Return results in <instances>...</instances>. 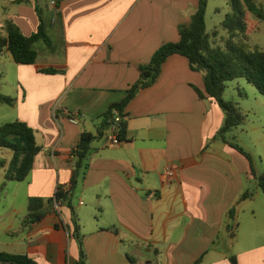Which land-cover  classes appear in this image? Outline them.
<instances>
[{"label": "crops", "instance_id": "obj_1", "mask_svg": "<svg viewBox=\"0 0 264 264\" xmlns=\"http://www.w3.org/2000/svg\"><path fill=\"white\" fill-rule=\"evenodd\" d=\"M56 2L61 18L49 22L47 33L63 44L61 52L54 46L48 49L53 59L39 55L33 65L0 60V94L16 99L14 106L0 103V125L13 122L7 120L15 114L35 131L41 147L32 172L21 182L27 198L47 200L59 186L68 190L75 166L71 153L82 133L103 134L92 145L85 180L73 192L88 264H132L130 257L136 264H194L203 254L202 264H231V256L238 264L258 258L264 264V244L237 254L218 247L228 225L234 227L247 210L251 227L260 222L264 230L254 204L260 193L239 201L250 183L257 184L252 164L215 140L224 112L215 100L198 97L192 86L203 90V76L190 69L186 58L174 55L163 64L154 85L140 91L125 110L127 141L107 145L111 133L110 127L104 129L103 115L127 97L140 79V66L149 64L162 45L179 41V27L189 25L198 0H179L176 16L167 12L166 0ZM187 3L194 11L183 17ZM53 11L52 6L42 13L50 20ZM6 21L26 36L40 24L36 8L0 0V33ZM49 67L64 73L40 72ZM6 153L0 148V159L10 162L13 154ZM254 162L255 173L262 174ZM169 167L172 179L165 175ZM5 171L0 169V182ZM233 207L231 221L227 213ZM9 212L5 221L8 214L0 209V251L28 255L38 264L79 260L65 203H55L24 232V217L17 224L12 214L18 211Z\"/></svg>", "mask_w": 264, "mask_h": 264}, {"label": "trees", "instance_id": "obj_2", "mask_svg": "<svg viewBox=\"0 0 264 264\" xmlns=\"http://www.w3.org/2000/svg\"><path fill=\"white\" fill-rule=\"evenodd\" d=\"M28 0H16L17 4H23ZM208 0H198V8L191 16L187 26L179 27L180 39L175 43L164 44L153 55L147 65L139 67L140 79L128 91L127 97L120 103L114 104L103 115L104 129L112 127L117 116L121 118L118 131V139L121 143L127 141L128 126L125 120V110L136 95L157 81L161 74L163 64L174 55H180L189 62L193 72L202 74L204 89L201 90L192 86L201 100L213 99L222 109L225 120L222 128L215 136V140H221L244 155L252 164V172L261 191L264 194V173L257 174L253 169V160L241 146L233 142L229 134L234 129L243 125L246 115L243 114L238 104L228 102L224 99V94L228 83L238 79H245L253 85L264 97V50L259 48L250 49L246 47L249 41L250 24L247 14L251 13L256 19L264 23V6L255 0H243L247 11H244L240 0H231L233 14L226 17L222 27L228 31L230 37L225 48H214L210 44V34L206 28V8ZM54 8L51 23L55 24L61 18V6L58 2ZM36 11L40 24L36 33L31 36L24 35L18 26L12 21H6L3 26V33H0V60L10 57L18 65H33L37 62L39 53L36 44L43 42L50 51L54 50V45L50 39L44 21L42 10L37 6ZM217 35V32L214 33ZM240 42L236 45L234 41ZM46 75H56L64 73L61 70L49 67L40 71ZM0 103L14 106L16 99L1 95ZM103 137V134L96 136L89 132H83L78 146L72 151L75 166L70 182V187L65 190L59 186L54 198L41 199L30 198L28 213L22 222V232L30 226L39 223L53 210L55 203H65L71 211L72 216V237L78 244L79 260L75 264H88L86 252L83 248V234L79 224L78 215L73 203V192L82 183L90 168V155L93 143ZM0 148L10 150L13 154L10 162L0 159V169H6L5 181L2 187L8 182L21 183L25 181L33 170L34 162L41 151V147L36 142L35 131L25 122L15 121L0 125ZM3 189V188H2ZM255 192L247 190L239 201L252 199ZM236 208L233 207L227 217L234 220ZM58 227V226H56ZM228 229L233 232V226L228 225ZM232 238L235 234L232 233ZM205 254L198 258L194 264H202ZM132 264L136 262L130 257ZM231 264H238L237 258H229ZM0 264H38L34 259L24 254H14L0 251Z\"/></svg>", "mask_w": 264, "mask_h": 264}, {"label": "rangeland", "instance_id": "obj_3", "mask_svg": "<svg viewBox=\"0 0 264 264\" xmlns=\"http://www.w3.org/2000/svg\"><path fill=\"white\" fill-rule=\"evenodd\" d=\"M178 1L179 0H166L168 8L167 12L169 14L176 16V11L179 6ZM255 1L258 4H263L264 6V0ZM52 2H56V0H33V3L29 0L22 5L32 6L34 8L38 6L41 10H43L45 15L48 8L53 6V4L51 5ZM183 3L184 0H181V4ZM240 3L243 5L244 11H247L243 0H240ZM187 4L189 8L188 10L182 11L183 17L194 11V7H192L190 3ZM16 7L17 5H13L12 9ZM232 14L233 10L231 0H208L205 19L207 33L210 34V44L212 47L225 48L230 35L228 31L222 27V23L225 21L227 16ZM181 15L182 14H180V16ZM43 17L46 24L49 25L52 17H50V20L47 16ZM247 19L249 21L251 31L249 41L245 46L250 47V49L259 48L264 50V23L259 19H256L251 13L247 14ZM215 32H217V35H214ZM50 38L53 45L57 47L59 52H61L63 44L58 41V38H56L54 34H51ZM234 43L236 45H240V42L237 40H235ZM36 49L42 60L45 58H54L53 55H49V50L43 42L36 44ZM224 99L228 102L238 104L243 114L246 115L245 123L238 127V130L234 129L231 134H229L230 139L244 148L247 153H253L255 161L253 162L256 163L257 169L261 173H264V97L245 79H238L228 83ZM15 119L17 118L14 114L7 121H18ZM255 128L258 130L257 132H255ZM237 137H240V142L237 140ZM257 139L258 141L256 143ZM1 151L4 152V156H6V152L12 154V152L7 149H1ZM3 184L4 180L0 182V209L2 212L5 213L6 211L8 214L5 221H8L11 218L9 212L10 209H16L18 213H13L12 217L16 220L17 224H19L21 219L28 213L29 199L26 196V183H6L5 186L2 187ZM13 188H16L14 189L15 192L12 191ZM247 190H252L254 192L258 191L260 193V195L256 197L254 204L256 207L257 219L261 221V219L264 218V194L259 186L257 184L255 185V183H250ZM6 194H8V196H6ZM247 216H250L248 210L242 213L238 221L235 223L232 232L235 234V239L230 237V231L222 233L218 244L220 249H226L229 250L230 253L237 254L240 250L252 247L258 248L264 244V230H262L263 228L261 223L259 222V224L251 227L246 220ZM244 263L263 264V260L258 258L252 261L246 260Z\"/></svg>", "mask_w": 264, "mask_h": 264}, {"label": "built area", "instance_id": "obj_4", "mask_svg": "<svg viewBox=\"0 0 264 264\" xmlns=\"http://www.w3.org/2000/svg\"><path fill=\"white\" fill-rule=\"evenodd\" d=\"M53 7L56 8V3L53 2ZM72 123L77 124L78 121L77 119H72L71 120ZM121 122V118L119 116H117L113 122V126L110 128V136L107 138V145L112 147V146H116L119 145L121 142L118 139V131H119V124ZM166 177L172 179L174 177V171L169 167L166 169L165 172Z\"/></svg>", "mask_w": 264, "mask_h": 264}]
</instances>
